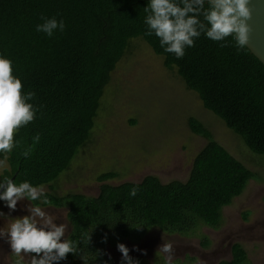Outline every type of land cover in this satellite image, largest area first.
I'll return each mask as SVG.
<instances>
[{
    "label": "trees",
    "instance_id": "1",
    "mask_svg": "<svg viewBox=\"0 0 264 264\" xmlns=\"http://www.w3.org/2000/svg\"><path fill=\"white\" fill-rule=\"evenodd\" d=\"M148 3L0 0V57L12 61L22 94L33 92L29 103L37 109L34 120L14 135L16 146L11 153H0L9 166L0 183L8 177L17 185L25 181L49 185L69 168L90 139L110 75L135 38L160 56L166 69L175 70L203 108L222 120L251 153L264 156V66L246 47H237L232 37L214 42L203 33L177 59L164 51L155 34H145ZM204 7L208 9L207 2ZM42 16L63 20L64 31L52 37L37 32ZM187 124L207 142L194 157L184 182L163 184L149 175L138 183L102 184L95 197L45 193L48 203L32 201L67 211L66 239L77 244L79 254H69L59 264H103L107 240L135 242L153 229L190 236L202 226L220 228L223 208L243 193L254 174L217 143L201 122L189 118ZM25 152L29 154L22 155ZM116 176L105 172L98 181ZM203 245L208 246L206 239ZM217 264L249 262L242 246L235 243L231 259Z\"/></svg>",
    "mask_w": 264,
    "mask_h": 264
},
{
    "label": "rangeland",
    "instance_id": "2",
    "mask_svg": "<svg viewBox=\"0 0 264 264\" xmlns=\"http://www.w3.org/2000/svg\"><path fill=\"white\" fill-rule=\"evenodd\" d=\"M195 118L211 133L213 139L253 174L243 193L222 210L218 229L198 228L190 236L150 230L139 241L109 239L103 247V264H121L118 243L129 249L134 246L146 252L130 251L140 264H157L165 257L158 246L171 243L175 249L173 263L217 264L231 259V247L239 243L249 264H264V156L251 153L243 141L224 122L205 110L196 93L188 90L175 70H168L163 59L155 55L140 38L131 41L128 50L110 75L91 136L79 149L69 168L56 181L43 185L45 193L56 196L82 194L95 197L102 184L117 186L138 183L146 176H155L163 184L188 178L192 162L206 139L193 134L187 124ZM0 180L9 166L1 160ZM105 172L117 176L105 182L98 177ZM5 202L0 212L8 214ZM32 201H18L11 218L29 215ZM40 207L54 218L53 224H70L65 208ZM246 214V216H245ZM38 227L42 226L39 222ZM11 223L0 217V227ZM45 230H48L47 228ZM208 242L204 247L203 243ZM20 263H31L32 254H21ZM110 256V259H109ZM7 243L0 240V264L17 263Z\"/></svg>",
    "mask_w": 264,
    "mask_h": 264
},
{
    "label": "clouds",
    "instance_id": "3",
    "mask_svg": "<svg viewBox=\"0 0 264 264\" xmlns=\"http://www.w3.org/2000/svg\"><path fill=\"white\" fill-rule=\"evenodd\" d=\"M206 2L209 5L207 10L204 7ZM251 5L252 0H179V3L177 0H149L144 8L148 13L145 18L148 31L145 34H155L164 51L174 54L177 59L185 55L186 48L194 46L195 39L202 33L214 42H223L232 37L237 47L244 48L249 42L251 31L248 24L252 17ZM41 20L43 23L37 25V32L52 37L56 31H64L63 20L43 16ZM221 46L225 45L221 43ZM22 88L21 80L13 75L12 61L0 57V153L3 154L11 153L16 146L14 135L35 118L37 109L29 103L35 94H22ZM34 140L38 142L39 135ZM28 154L22 153L24 156ZM0 188L5 189L0 194V201H4V206L9 210L8 214L0 212V217L11 220L6 228L0 227V240L7 243L11 252L20 258L17 264L23 259L22 253L32 254L31 264H59L69 254H79L76 243L61 239L65 236L66 226L53 224L54 218L40 207L28 208L29 215L11 218L20 200L48 203L43 186H33L27 181L17 185L5 177ZM131 195H136L135 188ZM37 218L42 226L38 227ZM116 248L121 254V264H140L137 258L129 255L130 251L146 255V252L135 246L129 249L118 243ZM157 249L164 255L165 264H173L175 249L171 243L160 244Z\"/></svg>",
    "mask_w": 264,
    "mask_h": 264
},
{
    "label": "water",
    "instance_id": "4",
    "mask_svg": "<svg viewBox=\"0 0 264 264\" xmlns=\"http://www.w3.org/2000/svg\"><path fill=\"white\" fill-rule=\"evenodd\" d=\"M251 29L246 48L264 66V0H252ZM13 180V179H12ZM4 188H0V194Z\"/></svg>",
    "mask_w": 264,
    "mask_h": 264
}]
</instances>
